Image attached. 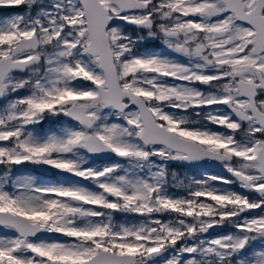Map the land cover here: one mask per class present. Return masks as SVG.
Masks as SVG:
<instances>
[{"label": "snow or ice", "instance_id": "obj_1", "mask_svg": "<svg viewBox=\"0 0 264 264\" xmlns=\"http://www.w3.org/2000/svg\"><path fill=\"white\" fill-rule=\"evenodd\" d=\"M9 8L0 264H264V0Z\"/></svg>", "mask_w": 264, "mask_h": 264}, {"label": "rangeland", "instance_id": "obj_2", "mask_svg": "<svg viewBox=\"0 0 264 264\" xmlns=\"http://www.w3.org/2000/svg\"><path fill=\"white\" fill-rule=\"evenodd\" d=\"M6 11H7V10H6ZM15 11H17V9H11V8H9L8 11H7L6 13H3V12L0 10V16H6V15H9L10 13H12V12H15ZM45 127H47V125H45ZM177 170L180 171V172H182V173H184V172H188L187 169H177ZM189 174H191V173H189ZM118 219H119V217H118Z\"/></svg>", "mask_w": 264, "mask_h": 264}, {"label": "trees", "instance_id": "obj_3", "mask_svg": "<svg viewBox=\"0 0 264 264\" xmlns=\"http://www.w3.org/2000/svg\"><path fill=\"white\" fill-rule=\"evenodd\" d=\"M3 13H6L8 9H0ZM7 10V11H6Z\"/></svg>", "mask_w": 264, "mask_h": 264}, {"label": "flooded vegetation", "instance_id": "obj_4", "mask_svg": "<svg viewBox=\"0 0 264 264\" xmlns=\"http://www.w3.org/2000/svg\"><path fill=\"white\" fill-rule=\"evenodd\" d=\"M178 169H184V168H178Z\"/></svg>", "mask_w": 264, "mask_h": 264}, {"label": "water", "instance_id": "obj_5", "mask_svg": "<svg viewBox=\"0 0 264 264\" xmlns=\"http://www.w3.org/2000/svg\"><path fill=\"white\" fill-rule=\"evenodd\" d=\"M213 171H216L215 169H213Z\"/></svg>", "mask_w": 264, "mask_h": 264}]
</instances>
